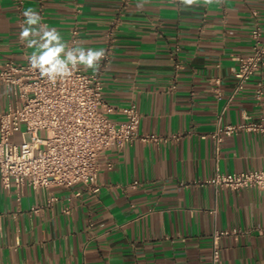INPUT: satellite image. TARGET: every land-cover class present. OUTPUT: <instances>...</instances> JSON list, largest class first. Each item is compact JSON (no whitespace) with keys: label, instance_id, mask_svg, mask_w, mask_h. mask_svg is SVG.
Masks as SVG:
<instances>
[{"label":"crops","instance_id":"1","mask_svg":"<svg viewBox=\"0 0 264 264\" xmlns=\"http://www.w3.org/2000/svg\"><path fill=\"white\" fill-rule=\"evenodd\" d=\"M28 7L70 47H110L98 71L80 67L99 75L103 99L116 110L111 120L123 121L118 110L134 104L139 135L181 139L108 151L113 168L102 167L97 192L80 184L0 188V264H212L213 233L232 228L246 233L219 240L221 264H264V232L256 231L264 190L202 184L216 165L228 173L264 170V135L225 137L218 154L204 138L218 120L264 118V93L256 98L264 63L233 94L238 58L253 53L252 31L259 27L264 37V0L191 7L181 0H0V66L28 61L32 49L19 38ZM14 104L0 84V113Z\"/></svg>","mask_w":264,"mask_h":264},{"label":"built area","instance_id":"2","mask_svg":"<svg viewBox=\"0 0 264 264\" xmlns=\"http://www.w3.org/2000/svg\"><path fill=\"white\" fill-rule=\"evenodd\" d=\"M23 3L24 0H15L17 6ZM252 38L253 53L238 58L233 94L241 91L264 63V37L259 27L252 31ZM110 53V47L106 48L103 63L109 61ZM0 84L15 98V104L0 113V188L6 190L12 184L18 189L28 186L33 190L80 184L97 192L100 170L113 168V163L106 159L108 151L120 152L136 140L160 146L181 139V134L139 135L141 115L134 104L118 110L123 121L111 120L109 114L116 110L103 99L99 75L87 73L80 66L70 77L53 83L42 78L38 70L33 71L29 61L9 60L0 66ZM212 85L220 96L221 79L214 77ZM263 93L259 83L256 98L260 99ZM19 131L22 142L16 144L13 138ZM41 132H45V137L40 136ZM244 132L264 135V118L251 120L246 116L242 122L226 125L218 120L216 130L204 138L212 140L218 154L225 137ZM202 184L216 190H264V170L228 173L216 165L213 175ZM138 185L137 181L131 184L133 188ZM256 231L262 234L264 224ZM245 233L239 228L215 231L212 264H221L218 242L222 237L237 238Z\"/></svg>","mask_w":264,"mask_h":264},{"label":"clouds","instance_id":"3","mask_svg":"<svg viewBox=\"0 0 264 264\" xmlns=\"http://www.w3.org/2000/svg\"><path fill=\"white\" fill-rule=\"evenodd\" d=\"M184 6H199L200 0H181ZM222 0H203L204 6L220 4ZM24 20L19 32L20 41L32 49L27 56L30 68L39 71L42 78L55 83L58 79L70 77L79 66L84 70H99L105 58L103 48L70 47L60 32L42 24L41 15L32 7L22 13Z\"/></svg>","mask_w":264,"mask_h":264},{"label":"rangeland","instance_id":"4","mask_svg":"<svg viewBox=\"0 0 264 264\" xmlns=\"http://www.w3.org/2000/svg\"><path fill=\"white\" fill-rule=\"evenodd\" d=\"M40 136L41 137H45V132H41ZM13 142L16 143V144H20L22 142L20 131L15 134V136L13 138Z\"/></svg>","mask_w":264,"mask_h":264}]
</instances>
